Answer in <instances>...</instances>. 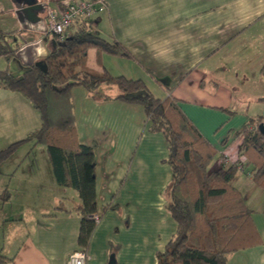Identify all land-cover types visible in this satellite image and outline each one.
<instances>
[{"label":"crops","instance_id":"1","mask_svg":"<svg viewBox=\"0 0 264 264\" xmlns=\"http://www.w3.org/2000/svg\"><path fill=\"white\" fill-rule=\"evenodd\" d=\"M104 2L106 11L92 20L96 31L124 45L134 60L122 58L136 66L137 76H147L160 98L179 100L217 149L208 170L238 163L240 130L264 114V0ZM12 6V0H0V30L12 33L7 39L17 50L23 42ZM102 54L90 49L87 66L107 69ZM7 68L22 69L0 55V71ZM105 95L110 98L92 99L82 87H74L71 95L79 143L97 144L95 190L101 217L85 250L86 264H107L111 253L116 264H156V253L176 230L163 195L171 178L164 161L167 145L161 133L148 131L141 105L114 99L118 93ZM40 123L26 98L0 86V150ZM34 147V141L21 143L10 157L27 158ZM28 163L18 178L19 166L0 170V264H65L71 252L81 249L78 195L56 182L46 149L43 161ZM249 171L245 167L235 186L252 210L255 238L229 254L227 264H264V192Z\"/></svg>","mask_w":264,"mask_h":264},{"label":"trees","instance_id":"2","mask_svg":"<svg viewBox=\"0 0 264 264\" xmlns=\"http://www.w3.org/2000/svg\"><path fill=\"white\" fill-rule=\"evenodd\" d=\"M94 17L78 20L69 27L67 38L57 41L55 50L44 57V70L33 64L19 72L11 68L0 71V86L20 93L41 120L38 129L0 150V163L23 142L45 146L56 182L74 189L78 195L77 244L85 251L98 222L93 215L101 217L95 190L97 144H82L77 139L71 89L82 86L93 99L105 100L110 97L100 91L101 87L114 85L119 91L114 99L141 105L149 122L148 131L161 133L167 145L168 156L164 161L171 178L163 195L165 210L175 221L176 230L164 250L156 253V264H227L229 254L255 238L252 210L235 182L250 166L253 184L264 192V134L257 129L264 123V114L249 120L240 130L243 170L239 171L237 163H232L209 171L217 149L183 112L179 100L169 95L154 97L142 79L87 66L90 49L98 56L107 53L134 60L124 45L99 35L92 23ZM11 35L0 30V55L8 61L16 51L7 39Z\"/></svg>","mask_w":264,"mask_h":264},{"label":"water","instance_id":"3","mask_svg":"<svg viewBox=\"0 0 264 264\" xmlns=\"http://www.w3.org/2000/svg\"><path fill=\"white\" fill-rule=\"evenodd\" d=\"M13 13L19 23L17 37L23 42L15 51L13 62L22 69L31 65H38L39 58L46 57L54 51L57 41L53 37L45 35L46 24L45 12L46 2L40 0H12ZM259 132L264 134V123L257 126ZM107 264H116L113 253L109 255Z\"/></svg>","mask_w":264,"mask_h":264},{"label":"built area","instance_id":"4","mask_svg":"<svg viewBox=\"0 0 264 264\" xmlns=\"http://www.w3.org/2000/svg\"><path fill=\"white\" fill-rule=\"evenodd\" d=\"M106 8L104 0H48L45 7V35L64 41L69 35V27L76 21L92 18ZM244 157L240 156L237 163L239 171L243 170ZM99 221L98 215H93ZM87 254L84 250L70 253L65 264H86Z\"/></svg>","mask_w":264,"mask_h":264},{"label":"rangeland","instance_id":"5","mask_svg":"<svg viewBox=\"0 0 264 264\" xmlns=\"http://www.w3.org/2000/svg\"><path fill=\"white\" fill-rule=\"evenodd\" d=\"M91 52L92 51L89 52V55L93 56V53H91ZM102 57H103L104 65L107 67L108 71L111 74L123 75V76H125L127 78H131V79H136L137 77H140L145 82V84H146V82L149 83V85H147V84L146 85L149 88L152 95L154 97L160 98V96H158V95H160L157 91L158 89L156 87H154V85L151 82H148V79L146 78L147 76L145 74H140V76H137L136 72H135L136 66L133 63H131L130 61H128V59H125L122 57L110 56L108 54L107 55L104 54ZM37 62H38V67L41 68L42 70H44L45 69L44 58H39L37 60ZM105 86L106 85H103V87H101V89H100V91L102 93H104V94L119 93V91L117 90V88L115 86H113V85H110L107 87H105ZM76 87H82V86H76ZM72 89H71V95H72ZM91 98L93 99V97H91ZM77 103H78L77 105H79V102H77ZM78 108H79V106H78ZM80 111H82V108L80 109ZM73 115H74V112H73ZM78 117L80 118L79 113H78ZM74 121L77 122V116L74 117ZM40 125H41V123H40ZM30 144H32V142H30ZM34 144L36 147L33 148L32 152H30V155L27 158H25V156H18V157H20V159L16 160L14 156L10 157V155H9L5 160H3L0 163V170L2 172H6V171L12 172V169H14L16 166H19V169L15 172L16 173L15 178H18V177H20V173H22L25 166H28V164H29L28 161H30V160H36L37 162L43 161L44 160L45 146L42 144H39V143H34ZM22 153H23V151H22ZM15 178H13V179H15ZM35 178H37V175ZM12 182H14V181H12ZM228 198H230V197H228ZM231 201H232V199L229 200V202H231Z\"/></svg>","mask_w":264,"mask_h":264}]
</instances>
